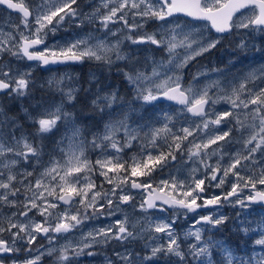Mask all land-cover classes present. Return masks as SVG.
Here are the masks:
<instances>
[{
  "label": "snow or ice",
  "instance_id": "snow-or-ice-1",
  "mask_svg": "<svg viewBox=\"0 0 264 264\" xmlns=\"http://www.w3.org/2000/svg\"><path fill=\"white\" fill-rule=\"evenodd\" d=\"M0 6L21 14L18 23L8 22L9 31L0 29V97L20 103L19 114L12 115L0 102V253L18 252V245L36 251L24 264H39L44 255L53 256L56 264H79L81 257L97 255H103L104 264H264V253L237 261L227 241L215 235L230 219L216 209L264 204V187L258 188L264 186V67L231 79L226 69H200L185 84L183 70L221 44V38L175 19L184 14L206 21L219 34L245 32L236 44L243 52L255 47L248 35L264 34V0H93L90 11L80 0H0ZM67 21L81 28L98 24L115 40L85 33L49 47L48 37ZM150 22L155 30H147ZM125 41L145 46L147 54L126 51ZM40 45L44 49L36 50ZM149 46L167 58L157 60ZM10 58L44 66L92 60L108 71L116 66L131 98L102 86L95 74L86 87L66 74L40 85L54 90L58 101L37 99L32 72ZM81 93L100 125L88 127L79 120ZM162 100L180 107L165 110L158 105ZM220 103L229 107L218 111ZM61 128L56 147L48 152L44 141ZM134 147L125 160L123 154ZM89 150H99L102 158L93 162ZM168 168L175 172L155 182L154 174ZM95 175L103 177L101 184ZM104 183L111 187L105 189ZM225 184L229 190L222 195H202L208 187ZM131 190L149 194L134 204ZM245 190L250 193L243 195ZM61 205L67 207L58 211ZM122 205L132 212H124ZM205 208L212 211L197 214L183 233L177 230V221ZM170 210L171 215H148ZM117 212L122 218L113 224L68 240L86 221ZM235 229L255 234L243 220L237 219ZM58 237L65 243L57 247ZM259 237L254 243L264 248V226ZM38 238L48 246L33 248ZM138 241L140 251L131 247Z\"/></svg>",
  "mask_w": 264,
  "mask_h": 264
},
{
  "label": "rangeland",
  "instance_id": "rangeland-1",
  "mask_svg": "<svg viewBox=\"0 0 264 264\" xmlns=\"http://www.w3.org/2000/svg\"><path fill=\"white\" fill-rule=\"evenodd\" d=\"M84 2H85V5L88 7V3L93 2V0H84ZM32 3H35V0H32ZM81 6L83 7V5H81ZM87 11H90V9ZM9 21H11L13 23H18L19 17L12 12L11 13L7 12L6 10H4V8L2 6H0V29H2L3 31H9L10 30V28L8 26ZM82 29L83 30L87 29L88 30L87 33L91 34L94 37H97L100 39L115 40V37H112L110 35L106 36L104 30L102 28H100L98 24L91 25V29L89 30L87 25L81 28V27H77L74 22L67 21V22H65L64 25H62L60 27V29L57 31L55 36L50 35L48 37L47 44L49 47H55L56 45L63 46L66 42L73 41V40L83 36L85 34V32H83ZM97 29H99V30H97ZM155 29H156V24L154 22L151 23V25L149 24L147 26L148 31H152ZM80 30H81V32H80ZM195 30L198 32L197 29H195ZM204 35L209 36L206 33ZM249 40H251V43H252L253 39L251 36H249ZM252 44L255 45V47L250 46L248 49H246L243 52H240L236 48V45H232L230 47H223L222 46V48H221L222 53H220V51L218 50L220 58H217V57L213 58V57L209 56L208 59L203 60V57L206 56L207 53L204 56L198 57L196 61H193L191 64L188 65L187 68H185L183 70L185 84L191 82L192 75L200 69H207V70H210L212 68L226 69V70H228L226 72V76L228 79H231L234 76H239L241 74H245L252 69H259L261 67H264V34H261L259 32L255 33V44L254 43H252ZM128 45H129V43L127 41H125L124 49L126 51H128V50L129 51H131V50L132 51L133 50H143L142 48H139L140 46H136V45H129L128 46ZM44 47L45 46H42V47L38 48L37 50H43ZM141 47L146 49L145 46L141 45ZM153 56L157 60H159L161 58H165V59L167 58L166 53H164L160 50H157ZM10 59H12L15 62V66L20 68L21 70H30L32 72V77L37 83V88L35 89V92H34L37 99H39L41 96H43L47 100L58 101L60 99V97L54 90H49L46 87L44 89H41L40 85H45L47 81L63 77L66 74L68 76L74 77L75 80L79 81V84L84 85L81 82V80L78 78V74L76 73L78 71L77 67H74V68H54V69L48 70L46 73H38L39 70H41V68L39 67V64L30 63L27 60H17L16 58H10ZM204 61H207V62H204ZM208 62H210V63H208ZM122 63L123 62H118V65L120 67H123ZM86 64H87V68L80 66V69H85V76H87V79H86L87 83L93 74H95V76L99 77L101 75V71L103 73H105L104 76L101 78V80H102L101 85L102 86H110L113 89H119L118 81L120 80V81L124 82L122 74H120L119 72L116 71V66H114L111 71H108L100 63H98L96 61L87 60ZM94 64H96V67L93 66ZM212 78L213 79L215 78L214 74H212ZM223 79H224V77H221V80H223ZM201 81H203L205 83L207 82V80L204 77H201ZM126 91H127L126 89L123 90V93H126ZM130 98H131V96H130ZM0 102H3L5 105H7L10 108V110L12 112L10 114H12V115H18L19 114V112H20V103L19 102H13V101H10L4 97L0 98ZM158 105H159V107H161L165 110H171L173 108L179 109V107H177L175 105H171V104L167 103V101H165V100L159 101ZM25 106H27V103H25ZM84 106L86 108H88L87 105H84ZM228 107L229 106L225 103H220L216 106L218 111L225 110ZM145 108L148 110L149 114H151L150 106H145ZM141 111H143V109ZM83 116L91 117V116H93V114L90 111H88V112L85 111L83 113ZM22 119H23V117L21 116V120ZM97 122L99 123L97 125H100V123H101L100 120ZM82 124H84V123H82ZM26 127H27V125H26ZM29 131H32V129H29ZM63 132H64V129L61 128L60 132L55 133V135L49 134L51 136V138L46 139L44 141V143L48 146L47 147L48 152H52V150L56 147V141L59 140V138L63 134ZM135 150H136L135 147L133 149L127 150V152L125 154H123V158L125 160H128ZM87 155H88V158L90 160H92L93 162L96 159L102 158L99 150H95V151L89 150ZM47 159H48V157L45 156V160H47ZM176 167H179V165H177ZM170 172H175V168H168V169H165L162 173L161 172L155 173L154 174L155 175V182H158L160 179L167 178ZM94 179H95L97 185H99L103 182V177H101L99 175H95ZM229 179H231V178H229ZM154 186H155V183H154ZM104 187H105V189H108L111 187V185L104 183ZM261 187H264V186L258 185V188H261ZM228 190H229L228 184H225L223 188H216V187L212 186V187H208L206 192L203 193L202 195L203 196L222 195L224 192H226ZM131 192H132L133 196L135 197V199L133 201L134 204H139V202L142 199H145V197H146L145 192H139V191H135V190H131ZM249 193H250V190H245L243 195H247ZM232 199H235V198H232ZM198 203H199V201H198ZM65 207H67V206L61 205L60 208L58 209V211H62ZM122 209L124 210V212H128V213L132 212V208L129 207V205H122ZM209 211H212V209L207 210V211H203L200 213H195V214L188 213L187 218L186 219L181 218L179 221H177V224L175 225V227L177 228V230L179 232L183 233V231H185L192 224L194 219L197 218V214L204 215V214H207ZM215 211H217L219 213L226 214L230 218L226 224H227L228 228L231 229V231L234 234L236 233V235H234L233 238H228L227 236H225L223 233V226L224 225L222 226L221 231L216 232L215 235L218 239H223V240L227 241L228 245L233 250L234 256L237 258V261L241 257H243L245 260H247L249 255H255L257 253H264V248H261L260 246L255 245V243H254L255 239L260 238L259 237V231H260L261 227L264 226V207L251 204V207L241 209L238 205L233 207L229 204H225L223 207H220L219 209H216ZM237 214H239V217H237ZM136 215L140 216L141 213H139L137 211ZM148 215L150 217H153V218L161 217V216H165V215H171V210L167 214L161 213L159 211H152V212H149ZM119 218H122L121 212H117L115 215L110 216V217L103 216V217H100L99 219L86 221L83 225L80 226L79 230H74L72 233L68 234V240L78 241L81 239V233L82 232L87 233L88 231L92 230L94 227L107 226V225L113 224L114 221L116 219H119ZM37 219H39V217H37ZM237 219L246 221L248 224H251L255 234L249 233L248 235H245L242 232L237 231L235 229V223L237 222ZM234 238L236 241H234ZM64 243H65V239L63 237H58V239L56 241V246L58 247ZM40 245H45L46 247L48 246L46 240L38 238L36 245H33V248H38ZM114 246L115 245L109 247V249H108L109 254H111V247H114ZM18 247L23 248V246H19V245H18ZM131 247L134 248L136 251H140V249L142 247V242H140V241L135 242L133 245H131ZM41 251H43V249H41ZM97 251H99V249H97ZM33 252H35L34 256H36L37 252L36 251H33ZM42 259H43V264H56L55 258L53 256L44 255L42 257ZM79 264H104V257H103V255H97V256H93V257L84 256V257L80 258ZM234 264H236L235 261H234Z\"/></svg>",
  "mask_w": 264,
  "mask_h": 264
},
{
  "label": "flooded vegetation",
  "instance_id": "flooded-vegetation-1",
  "mask_svg": "<svg viewBox=\"0 0 264 264\" xmlns=\"http://www.w3.org/2000/svg\"><path fill=\"white\" fill-rule=\"evenodd\" d=\"M80 3H81V5H83V8H84L85 11L89 10V8L85 5L84 0H80ZM2 7L4 8V6H2ZM4 10H6V9L4 8ZM6 11L9 12V13L12 12L11 10H6ZM242 12L247 14L248 10L245 9V10H242ZM12 13H14L18 17H20L19 13H15V12H12ZM237 15H240V14L238 13ZM175 19L178 20V22L181 23V24L187 23L191 28L197 29L198 32L202 31L204 34L206 33L210 37H213V38L214 37H220L221 38V44H219L211 52L217 51V53H218V50H219L220 53H222L221 52L222 46L223 47H230L232 45H236L239 42V40L241 39V37L246 35L245 32H236L235 30H234V33H231V34L230 33L219 34V33H216L214 29H211V27L208 24V22L202 21V20H193L192 18L186 17V16H184L182 14H177ZM151 23H153V22H150L149 24L151 25ZM87 26H88V29L90 30L91 29V25H87ZM80 32H81V30H80ZM83 32L87 33L88 30L85 29V30H83ZM249 36H251V35H248V39H249ZM251 37L253 39L252 43L255 44V35H254V37L253 36H251ZM42 46H44V45H40L38 48H40ZM149 47L152 48V53L151 54L154 55L156 53L157 49H155V46H149ZM139 48H142L143 50H133V51L132 50L131 51L128 50V52L133 53V54H138L139 56H142V57H143V55L147 54V50L146 49H144L141 46ZM211 52H209V53H211ZM209 53H207V54H209ZM86 62H87V60L83 61L82 63L73 62L71 64H65V65H62V66H59V67H55V68H74V67H77L78 71L76 73L78 74V78L81 80V82L86 87L87 86V81H86L87 76H85V69H80V66H83V67L87 68V64L88 63L86 64ZM37 64H39V67L41 68V70H39L38 73H46L48 70L54 69V68L43 69L42 68V64H40V63H37ZM93 66L96 67V64H94ZM104 74L105 73H103L101 71V75L99 77L96 76L98 78L100 84H101V81H102L101 78L104 76ZM118 84H119V89L118 90H119L120 94L125 96L126 99H130L131 94H130V91H129V88H128L127 84L125 82L120 81V80L118 81ZM125 89L127 91H126V93H123V90H125ZM82 96H83V93H81L80 97H82ZM165 101H167V100H165ZM167 103H169L171 105H174L170 101H167ZM86 104H87V102H86ZM76 111H77V115H78L79 120L82 123H84V125H86L90 121L97 122V121L100 120L99 116H95L94 118H93V116H91V117L83 116V113L85 111L88 112L90 110H89V108H86L84 105H82L80 103L77 105ZM4 237L7 239L8 238V234L5 233ZM34 254H35V252H33V251L29 252L25 248H21L20 251L15 252V253H11V254L0 253V260H3L4 264H13V261H15V264H24V262L26 260L33 258ZM39 264H43V259H41Z\"/></svg>",
  "mask_w": 264,
  "mask_h": 264
},
{
  "label": "trees",
  "instance_id": "trees-1",
  "mask_svg": "<svg viewBox=\"0 0 264 264\" xmlns=\"http://www.w3.org/2000/svg\"><path fill=\"white\" fill-rule=\"evenodd\" d=\"M214 54H216V55H214ZM209 56H211V57H213V58H214V57L220 58V57H219V53H217V51H214V52H211V53L207 54L206 56H204V57H203V60L208 59ZM204 62H207V61H204ZM208 63H210V62H208ZM211 64H212V63H211ZM78 99L80 100V104H82V105H87V104H86V101L83 99V96H82V97H78ZM10 113H12L11 110H10ZM97 124H99V123H98V122H94V121H90V122H88V123L86 124V126H88V127H94V126H97ZM223 233H224V235L227 236L228 238H233V236L236 235V233L234 234V233L231 231V229L228 228L227 224L223 226ZM234 241H236L235 238H234Z\"/></svg>",
  "mask_w": 264,
  "mask_h": 264
},
{
  "label": "water",
  "instance_id": "water-1",
  "mask_svg": "<svg viewBox=\"0 0 264 264\" xmlns=\"http://www.w3.org/2000/svg\"><path fill=\"white\" fill-rule=\"evenodd\" d=\"M12 11H13V10H12ZM15 12H16V11H15ZM30 62H34V61H30ZM69 63H73V62H69ZM65 64H68V63L49 64V65H47V66L42 65V68H43V69H47V68H49V67H51V66H61V65H65ZM173 103H174V102H173ZM176 105H177V104H176ZM148 194H149V193L146 191V198H147ZM252 204H259V205H263V206H264V204H262V203H252ZM207 209H210V208L198 209L197 212L202 211V210H207Z\"/></svg>",
  "mask_w": 264,
  "mask_h": 264
},
{
  "label": "bare ground",
  "instance_id": "bare-ground-1",
  "mask_svg": "<svg viewBox=\"0 0 264 264\" xmlns=\"http://www.w3.org/2000/svg\"><path fill=\"white\" fill-rule=\"evenodd\" d=\"M182 15H184V14H182ZM62 66V65H61ZM52 68H55V67H59V66H51Z\"/></svg>",
  "mask_w": 264,
  "mask_h": 264
}]
</instances>
